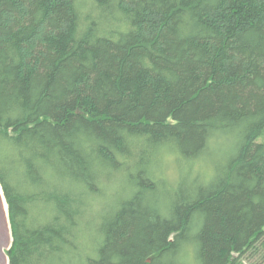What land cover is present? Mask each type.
Listing matches in <instances>:
<instances>
[{
	"label": "trees",
	"instance_id": "obj_1",
	"mask_svg": "<svg viewBox=\"0 0 264 264\" xmlns=\"http://www.w3.org/2000/svg\"><path fill=\"white\" fill-rule=\"evenodd\" d=\"M264 0H0L9 264H264Z\"/></svg>",
	"mask_w": 264,
	"mask_h": 264
},
{
	"label": "water",
	"instance_id": "obj_2",
	"mask_svg": "<svg viewBox=\"0 0 264 264\" xmlns=\"http://www.w3.org/2000/svg\"><path fill=\"white\" fill-rule=\"evenodd\" d=\"M2 196L6 204V214L3 209ZM12 241L13 239L8 216V206L0 186V264H9L7 253L11 249Z\"/></svg>",
	"mask_w": 264,
	"mask_h": 264
},
{
	"label": "bare ground",
	"instance_id": "obj_3",
	"mask_svg": "<svg viewBox=\"0 0 264 264\" xmlns=\"http://www.w3.org/2000/svg\"><path fill=\"white\" fill-rule=\"evenodd\" d=\"M2 204H3L4 212H5V214H6V213H7V209H6V204H5V202H4L3 196H2Z\"/></svg>",
	"mask_w": 264,
	"mask_h": 264
},
{
	"label": "rangeland",
	"instance_id": "obj_4",
	"mask_svg": "<svg viewBox=\"0 0 264 264\" xmlns=\"http://www.w3.org/2000/svg\"><path fill=\"white\" fill-rule=\"evenodd\" d=\"M260 141H263V139H260ZM264 142V141H263Z\"/></svg>",
	"mask_w": 264,
	"mask_h": 264
}]
</instances>
